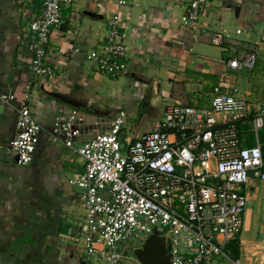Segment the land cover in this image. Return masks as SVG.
Here are the masks:
<instances>
[{
	"label": "crops",
	"instance_id": "0c3cea01",
	"mask_svg": "<svg viewBox=\"0 0 264 264\" xmlns=\"http://www.w3.org/2000/svg\"><path fill=\"white\" fill-rule=\"evenodd\" d=\"M188 1L71 0L61 8L62 25L49 33L45 57L53 73L38 76L30 23L40 15L43 0H0V90L14 97L10 103L0 101V264L88 263L78 237L83 219L79 189L68 183L84 162L51 137L56 118L65 120L74 111L82 117L76 121V148L82 130L79 146L107 132L93 126L101 119L110 124L117 110L124 111L126 98L200 107L208 105L218 86L229 92L235 87L248 102L264 104V0H208L195 26L181 22ZM115 13L127 69L107 75L86 56L101 50ZM220 30L222 43L212 44V33ZM249 52L256 53L253 68L226 64ZM26 95L43 130L32 161L20 165L9 145L16 133L15 107ZM58 137L63 139L61 133ZM241 191L247 203L236 260L264 264V179L251 175ZM227 260L221 264L236 261Z\"/></svg>",
	"mask_w": 264,
	"mask_h": 264
},
{
	"label": "built area",
	"instance_id": "2783aa9c",
	"mask_svg": "<svg viewBox=\"0 0 264 264\" xmlns=\"http://www.w3.org/2000/svg\"><path fill=\"white\" fill-rule=\"evenodd\" d=\"M70 2L43 0L40 15L30 23L36 39L33 71L38 76L53 73L45 57L49 33L62 25L61 8ZM207 2L189 0L182 24L198 25ZM120 29L115 13L101 50L86 56L107 75L127 69ZM210 41L221 44L223 31H214ZM255 60L256 53L249 52L226 64L251 69ZM237 91L217 86L208 105L200 107L168 104L152 127L138 135L122 131L125 113L120 111L107 132L76 148L73 138L80 133L76 121L82 117L74 111L65 120H54L53 140H62L84 162L68 183L79 189L83 219L78 237L87 264H121L126 250L140 246L134 239L144 241L154 230L169 241L170 264H216L220 258L229 259L225 247L243 227L247 198L242 186L251 175L264 179V104L250 103ZM13 98L0 90V101L10 103ZM28 99L26 95L15 107L16 133L9 145L20 165L32 161L43 130ZM245 123L248 131L241 129Z\"/></svg>",
	"mask_w": 264,
	"mask_h": 264
},
{
	"label": "rangeland",
	"instance_id": "374dc122",
	"mask_svg": "<svg viewBox=\"0 0 264 264\" xmlns=\"http://www.w3.org/2000/svg\"><path fill=\"white\" fill-rule=\"evenodd\" d=\"M102 73V72H100ZM105 74V73H103ZM147 90L149 91V88H147ZM126 104L123 105L122 109L124 110L125 116H124V124L122 127V131H124L125 133H133V132H142L145 130H148L151 127V123L155 118H159L162 112V108H164V105L166 104L165 102H158L155 105H150L148 104L146 98L143 100L139 99L137 101H132L129 98H126ZM132 102V103H130ZM122 110H117L115 114L112 115V117L115 118V116L117 114H119V112ZM106 119H101L100 124L93 126L94 129L96 130H100V131H106L110 129V125L111 123H107L105 121ZM85 132L82 130L81 131V135L76 139V142L79 146V138L81 140L83 134ZM80 134V133H79ZM78 134V135H79ZM77 135V136H78ZM76 136V137H77ZM75 140V137L73 138V141ZM74 187V186H73ZM75 189H77V187L75 186ZM135 245H141L143 242L142 238H136L134 239ZM125 258L124 260H130L131 259V264H140L139 261H137V259L135 258V255L133 253V251L131 249L126 250L125 252ZM130 258V259H129ZM218 263L216 264H221L223 262H228L227 259L224 258H220L217 260ZM233 264H240L239 262L236 261H232Z\"/></svg>",
	"mask_w": 264,
	"mask_h": 264
},
{
	"label": "water",
	"instance_id": "95a60500",
	"mask_svg": "<svg viewBox=\"0 0 264 264\" xmlns=\"http://www.w3.org/2000/svg\"><path fill=\"white\" fill-rule=\"evenodd\" d=\"M169 248L170 244L166 237L154 230L140 246L132 248V251L141 264H170Z\"/></svg>",
	"mask_w": 264,
	"mask_h": 264
},
{
	"label": "trees",
	"instance_id": "16d2710c",
	"mask_svg": "<svg viewBox=\"0 0 264 264\" xmlns=\"http://www.w3.org/2000/svg\"><path fill=\"white\" fill-rule=\"evenodd\" d=\"M248 135H250V133H248ZM252 141H250L251 144ZM263 156H264V152H263ZM225 252L228 255V257L232 260H236L238 258V254H239V240L237 239H233L231 240L225 247Z\"/></svg>",
	"mask_w": 264,
	"mask_h": 264
}]
</instances>
